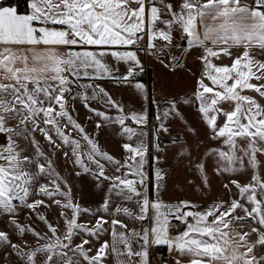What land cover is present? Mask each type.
I'll use <instances>...</instances> for the list:
<instances>
[{
  "label": "snow or ice",
  "instance_id": "1",
  "mask_svg": "<svg viewBox=\"0 0 264 264\" xmlns=\"http://www.w3.org/2000/svg\"><path fill=\"white\" fill-rule=\"evenodd\" d=\"M193 50L201 70L192 99H182L197 105L215 146L194 165L189 154L200 173L189 184L201 193L211 187L213 158L212 175L228 177L206 207L162 199L167 174L159 156L150 192L149 145L130 143L147 135L148 114L125 113L98 83L133 84L144 72L140 51L185 68L181 59ZM134 87L149 98L144 83ZM178 99L165 98L156 116L157 151L160 132L169 131L163 121L182 118ZM75 101L95 118V129L119 126L129 141L123 160L78 122ZM60 156L76 177L110 181L95 211L75 201L57 171ZM53 207L58 217L50 221L45 213ZM85 214L94 222H82ZM156 247L168 255L159 264H264V0H26L23 12L0 5V264H153Z\"/></svg>",
  "mask_w": 264,
  "mask_h": 264
},
{
  "label": "crops",
  "instance_id": "2",
  "mask_svg": "<svg viewBox=\"0 0 264 264\" xmlns=\"http://www.w3.org/2000/svg\"><path fill=\"white\" fill-rule=\"evenodd\" d=\"M1 1V0H0ZM3 6H9V5H3ZM14 6V5H12ZM177 42L182 46L186 47V42L183 40H180L179 37H177ZM172 51L179 55V49L173 47ZM139 58L141 59V62L144 66V72L139 75L136 78V81L133 82V84H127V85H116L113 82L109 80H104L105 83H107L108 87V92L111 94L112 98L119 102L123 107L125 113H131V103L132 97H139L143 101V110L147 112L148 117H149V98L145 99L143 98L135 89L134 83L135 82H142L145 84L146 89L150 91V98L154 106V114L155 118L158 114H162L163 110L167 107V105L164 103V99H172V98H181L178 99V104L180 105V111L182 113V118L178 119L176 116H170L167 120L163 121L165 123V126L169 129L168 133L160 132L159 134V139L156 141L157 143L163 144L164 142L167 144L169 140L175 141V136H178V142L179 146L184 141L183 136H190L191 143L190 146H188L189 150L193 152L191 154L192 157V164L194 165L196 162H198L201 157L209 151L212 147L215 146V142L209 141L207 139V128L203 124L200 115L197 111V105L195 103H188L185 104L183 103L182 98H188L189 100L192 99V93L195 90L196 87V77L199 75L200 70H201V63L197 59L199 56V50H193L191 54L187 55L185 58L181 59V63H185L187 67L185 68H176L175 65L173 64L172 67H165L163 66L159 60L157 59L156 56L154 55H149L145 51H140L138 53ZM109 59V63H113L111 58ZM224 63H230V60L225 58ZM165 63H168V60H165ZM160 69V77L156 75V69ZM175 69V70H173ZM189 69L191 71H189ZM125 66L120 65V73L125 72ZM195 73V75H194ZM165 80L169 86H172L174 88V92L170 91L167 94L165 92H160L159 89H157L159 86H162V82ZM159 82V86H155L156 82ZM150 86V88H149ZM171 87V88H172ZM152 88L154 89V94L152 95ZM157 89V91H156ZM149 96V92H148ZM117 115V112H114L110 116H115ZM126 123L129 125L136 127V125L132 124V122L129 120ZM161 121L156 119V125L154 129V134L155 135V130L159 127ZM119 127V126H118ZM195 129V132H192L191 129ZM147 133L146 136L143 137H134L133 141L130 143L135 144L138 140H145L148 145H149V151H150V124L148 123V126L143 129ZM188 134V135H187ZM168 136H171V138H168ZM129 142L126 140V137H122L121 143ZM203 142V143H201ZM122 144H120V147L122 148ZM151 145L153 146V138H152V143ZM183 148V147H181ZM162 149V148H161ZM123 151V149L119 150L120 152ZM154 151H157L155 147H153V154L152 158L154 157ZM158 152V151H157ZM122 156V155H121ZM125 156V153L123 154V157L121 159L123 160ZM189 156V154H188ZM152 158L148 156V164H146V170L148 172V175L150 177L149 183H151V180H154V173L152 176V163L153 160ZM215 158L209 161V177L211 179V187L207 189L206 192L201 193H196L197 191H187L183 190L179 187L172 186V191L168 192V186L167 182L170 181L169 179V174L166 175V185H164L161 188V196L162 199L165 202H176L180 199H188L193 202H195L199 206H204L206 207L209 203L212 201L216 200L220 195H217L213 192V186L216 185L218 182H222L223 179L219 176H214L212 175V167L211 164L214 161ZM185 160H188V158H182L181 163L177 165V167H180L177 169L178 176L175 177V183L176 184H186L189 183V181L199 183V180L196 178L200 175V173L195 171V168L190 169L187 166V170H184L186 162ZM189 165V164H188ZM226 181H228L227 175L224 176ZM233 178L240 179L241 183L245 182V178L241 176H235ZM150 185V184H149ZM150 192L152 191V188L150 186ZM193 192V193H192ZM227 199V197H225ZM179 230V229H178ZM166 250V249H165ZM167 252V250H166ZM168 258V255L166 256L165 259Z\"/></svg>",
  "mask_w": 264,
  "mask_h": 264
},
{
  "label": "rangeland",
  "instance_id": "3",
  "mask_svg": "<svg viewBox=\"0 0 264 264\" xmlns=\"http://www.w3.org/2000/svg\"><path fill=\"white\" fill-rule=\"evenodd\" d=\"M156 75L158 76V78L160 77V74L162 72H160V69H156ZM160 81H158V83L156 82L155 86H159ZM162 82V86H159L157 89L160 90V92H165L166 94L170 91L174 92V88L172 86H169V84L163 80ZM98 83L101 84V86H103L107 91H108V87H107V83H105L104 81H98ZM172 87V88H171ZM154 89L152 88V95L154 94ZM156 89V91H157ZM79 89H77L78 91ZM149 92V91H148ZM75 107L78 109V122L81 123L82 125H84L86 127V130L89 133H93L94 131L98 133L97 139L99 141V145L101 146V148L104 151H107L108 153H110L111 155H113L115 158L117 159H121V157H123L124 151H121L119 154V150L122 149L120 147L121 140H122V135L119 134V127L118 125H106L105 127L101 128V129H95V118H93V120H88L87 117L89 115H91V113H88V111L82 106V104L79 103V101H75ZM131 103V111L132 112H143V101L139 98V97H132V101H130ZM91 106L93 108H96L98 110L101 111H107L108 115H112L114 112H116L115 109H111L108 110L105 108L103 101L100 102H96L93 101L91 103ZM74 135H76L75 133H73ZM188 135V134H187ZM175 141L178 142V136H175ZM38 139H42L41 137H37ZM77 139H79V136L77 135L76 137ZM168 138H171V136H168ZM184 141L181 144V146H183V148H181V146H179V144L177 143H173L172 140H169V142L166 144L165 142L163 144H160V148H162V151H154V155L153 156H159L160 157V164L159 167H161L165 173L169 174V179L170 181L167 182V185L165 183L166 186H168V192L172 191V186L175 187H181V189L183 190H187V191H192V188L190 187L189 183L186 184H176L174 181L175 177L178 176V172L177 169L180 167H177L178 164L181 163V159L182 158H187L188 154H193V152L191 150H189L188 146L191 143V139L190 136L188 135L187 138L186 136H183ZM172 139V138H171ZM47 150V149H46ZM122 155V156H121ZM57 159V171L60 173V175L67 180L68 184L71 186L72 188V192H73V196L76 202H78L83 208H88L91 209L93 211H95L100 204L102 203L104 197H105V193L107 192V188L110 184V181H103L101 180H96L94 177L91 176H86V177H76L74 175V171H73V167L72 165H66L64 162V159L62 156L60 157H56ZM103 162V161H102ZM184 162H186L187 164H185V168H183L184 170H187V166L190 169H193L194 167H190L189 161L185 160ZM106 165V171L109 175H112V169L111 166L108 165L106 162H104ZM123 171V170H122ZM153 168H152V176H153ZM131 178V177H130ZM228 181H226L225 178H223L222 182H218L216 183V185L213 186V192L217 195H220L224 192V188H223V184L227 183ZM154 183V180H151V183H149V188L151 186L152 188V184ZM198 184V183H197ZM150 190V189H149ZM233 191L235 192V189H233ZM193 193V192H192ZM196 193H199V190H197ZM115 203H121V201L119 200V198L114 197ZM115 206V204L113 205V207ZM46 215H48V218L50 221L56 220V218L58 217V213L55 210V207H53L52 209L48 210L46 213ZM21 222H27L29 217L27 215V212L21 213ZM32 221H35V217H31ZM92 220L94 222V218L92 216H89L87 214L83 215L81 217V221H89ZM32 227H35L38 231H44L45 230V226L42 223L39 222H34L32 224ZM109 237L107 235L103 236V239H108ZM7 254H5V259H7ZM14 260V258H13Z\"/></svg>",
  "mask_w": 264,
  "mask_h": 264
},
{
  "label": "trees",
  "instance_id": "4",
  "mask_svg": "<svg viewBox=\"0 0 264 264\" xmlns=\"http://www.w3.org/2000/svg\"><path fill=\"white\" fill-rule=\"evenodd\" d=\"M0 5H14L18 7V9L23 12L26 8V0H1ZM150 88V86H149ZM149 124H150V151H149V157L150 159L152 158L153 154V146L151 145L152 143V138L154 137V129L156 125V118L154 114V106L150 98V91H149ZM159 248V247H156ZM154 248V249H156ZM165 249V248H163Z\"/></svg>",
  "mask_w": 264,
  "mask_h": 264
},
{
  "label": "built area",
  "instance_id": "5",
  "mask_svg": "<svg viewBox=\"0 0 264 264\" xmlns=\"http://www.w3.org/2000/svg\"><path fill=\"white\" fill-rule=\"evenodd\" d=\"M167 252L163 248H156L152 251L153 264H159V261L165 259Z\"/></svg>",
  "mask_w": 264,
  "mask_h": 264
}]
</instances>
